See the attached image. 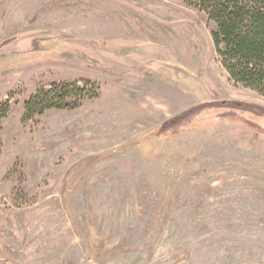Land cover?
I'll return each instance as SVG.
<instances>
[{
	"label": "rangeland",
	"instance_id": "rangeland-1",
	"mask_svg": "<svg viewBox=\"0 0 264 264\" xmlns=\"http://www.w3.org/2000/svg\"><path fill=\"white\" fill-rule=\"evenodd\" d=\"M212 29L186 0H0V264H264V97ZM53 84L78 107L27 115Z\"/></svg>",
	"mask_w": 264,
	"mask_h": 264
},
{
	"label": "trees",
	"instance_id": "trees-1",
	"mask_svg": "<svg viewBox=\"0 0 264 264\" xmlns=\"http://www.w3.org/2000/svg\"><path fill=\"white\" fill-rule=\"evenodd\" d=\"M186 2L213 25L211 37L214 49L230 79L264 97V0ZM69 88L66 84H53L47 89H40L24 104L26 114L31 116L48 110L77 108L76 102L69 104ZM6 115L7 109L0 108V123ZM163 126L158 129L157 136L163 134Z\"/></svg>",
	"mask_w": 264,
	"mask_h": 264
}]
</instances>
